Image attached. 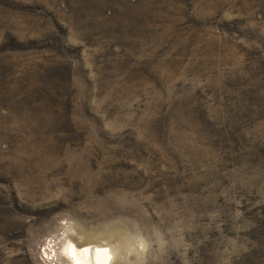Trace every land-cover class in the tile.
<instances>
[{"label":"rangeland","instance_id":"obj_1","mask_svg":"<svg viewBox=\"0 0 264 264\" xmlns=\"http://www.w3.org/2000/svg\"><path fill=\"white\" fill-rule=\"evenodd\" d=\"M256 246L264 0H0V264Z\"/></svg>","mask_w":264,"mask_h":264},{"label":"bare ground","instance_id":"obj_2","mask_svg":"<svg viewBox=\"0 0 264 264\" xmlns=\"http://www.w3.org/2000/svg\"><path fill=\"white\" fill-rule=\"evenodd\" d=\"M102 249L101 248L100 249H96V253L92 255V258H93V260H91L92 261V264L95 263V256H96V259H97L98 264H106L105 253H104V251ZM86 250H87L86 256H89L90 257V255L92 254V249H90V247H88V249H86ZM73 255H74V257L75 256L77 257V258L75 257V263L76 264H84V261L83 260L81 261V259L76 254V252L73 251ZM73 262H74V260H73Z\"/></svg>","mask_w":264,"mask_h":264},{"label":"trees","instance_id":"obj_3","mask_svg":"<svg viewBox=\"0 0 264 264\" xmlns=\"http://www.w3.org/2000/svg\"><path fill=\"white\" fill-rule=\"evenodd\" d=\"M264 248V247H263ZM253 253H256L257 254V257L256 258H259V257H262L261 259H255L257 261L256 264H264V256H262V254H264L260 247H257L253 250Z\"/></svg>","mask_w":264,"mask_h":264}]
</instances>
